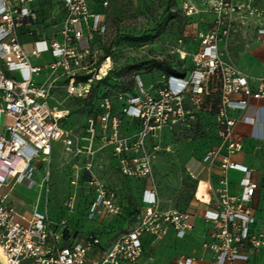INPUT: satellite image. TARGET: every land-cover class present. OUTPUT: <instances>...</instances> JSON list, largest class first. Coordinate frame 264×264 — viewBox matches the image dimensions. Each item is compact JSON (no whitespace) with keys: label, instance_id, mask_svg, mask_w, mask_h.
<instances>
[{"label":"built area","instance_id":"1","mask_svg":"<svg viewBox=\"0 0 264 264\" xmlns=\"http://www.w3.org/2000/svg\"><path fill=\"white\" fill-rule=\"evenodd\" d=\"M0 0V247L5 256V264H141L144 255V239L149 237L152 244L163 239L173 230L178 239H184L194 230L196 217L179 212H162L157 203L156 192L146 190L143 202L146 212L137 227L122 234L105 245L102 235L87 236L73 233L65 218L50 215L49 205L51 172L46 168L43 177H38L36 163L42 157L43 163L50 164L54 143L61 142L65 152L74 156L91 154L90 147H82L80 141L68 133L62 126L58 112L51 110L49 100L53 82L48 85H36L34 75L42 72L40 67L32 65L30 56L23 49L19 40L18 28L34 23L35 15L22 5L34 0ZM67 10L66 27L62 31L65 40L71 35H81V26L89 23L90 14L86 0H60ZM258 0H210L215 15L213 29L200 34L202 49L194 55V64L198 67V76L187 81L173 77L170 80L171 92L161 91L163 103L158 102L143 91L140 96L131 99L125 112L134 119L145 121L136 141L120 139V123L112 117L110 104L103 106L107 114L103 117V131L110 126L114 154L118 157L122 175L135 179L151 180L153 163L158 147L154 153H147L145 140L155 135L161 124L176 120L181 112L169 106L168 99H180L181 95L193 89L198 95L204 93V86L212 78L221 83L219 124L221 139L219 149L214 150L206 160L198 164L206 171V163L219 165L222 172L220 188L216 189L217 207L204 214V219L212 225L208 232V242L204 248L214 255L212 264H249V250L264 248V231L255 234L252 227L257 223L255 210L250 206L258 189L247 168L231 162V157L243 151L244 138L236 132L238 120L231 116V111H244L250 99H264V85L255 91L248 78L235 65L227 62L219 50V43L228 39L237 20L257 31L264 38V9L256 6ZM193 13V8L188 13ZM97 21V20H96ZM34 36L33 32L29 33ZM66 43V42H65ZM68 44L58 40H39L35 43L33 56L39 57L50 53L56 60L50 66L53 71L60 67L70 69L75 58L74 52L68 50ZM4 66V69L2 67ZM6 73H19L20 78H9ZM69 94L77 95L78 88L72 78ZM167 92V93H166ZM238 98V99H237ZM14 120L12 125H5L4 117ZM90 133L94 134L92 128ZM241 171L244 177L240 182V195L231 193L228 173ZM13 176L9 182V177ZM192 174L197 181L196 198L202 183H208ZM94 198L87 211L89 221L97 218L103 222L105 217H117L121 214L116 195L100 181L91 179L88 183ZM17 186L28 190L39 188L36 205L24 203L14 197ZM205 189V190H206ZM44 197L45 211L40 212ZM203 202V199H199ZM77 206V194L72 193L66 200L65 209L73 213ZM176 264H197V259L181 256Z\"/></svg>","mask_w":264,"mask_h":264},{"label":"rangeland","instance_id":"2","mask_svg":"<svg viewBox=\"0 0 264 264\" xmlns=\"http://www.w3.org/2000/svg\"><path fill=\"white\" fill-rule=\"evenodd\" d=\"M86 3L89 23L81 26L80 36L71 35L68 41L62 35L67 10L61 1L39 0L34 9L38 22L36 33L48 41L58 40L68 44V50L74 52L70 69L60 67L53 77L50 69L41 85L53 82L49 100L51 110L65 112L66 117L62 119L64 129L78 139L82 147H90L91 154L74 156L65 152L62 143L57 142L54 146L58 151L52 152L49 167L41 159L36 165L40 168L39 179L44 176L46 168L51 172L48 195L50 215L67 219L69 228L75 234L102 235L105 245H109L137 227L146 212L143 198L148 189L156 192L162 212L200 217L205 214L201 204H216L211 199L213 197H204L205 190L201 189L198 198L204 201L196 200V182L188 175L186 165L192 157L206 160L222 143L219 80L211 78L204 86V93H210L209 96L198 95L189 89L178 100L176 97L168 99L169 106L181 112V117L177 114L176 120L161 124L156 134L145 140L148 154L154 153V147H158L151 180L122 175L111 144L115 131L109 126L104 132L102 121L107 114L106 105H103L108 101L112 117L120 123L118 137L136 141L145 121L131 118L125 112L131 99L144 91L160 105L163 103L160 92H171L169 83L173 77L187 81L197 77L194 55L202 49L200 34L210 32L216 19L210 0H86ZM256 6L264 9V0H258ZM192 8L193 13L189 15ZM99 17L103 20L101 25L96 21ZM242 21L237 20L228 39L219 43L224 60L239 70L245 69L247 52L262 43ZM109 59L112 69L108 76L103 77L101 70ZM72 78L78 88L77 95L68 92ZM231 116L239 121L241 111H231ZM92 128L94 134L90 133ZM218 166L216 164L211 169ZM12 178L9 177V182ZM91 179L102 182L116 195V203L121 208L119 216L105 217L103 222H99L98 218L88 220V206L94 198L88 185ZM72 193L77 194V206L73 213H68L65 204ZM14 195L34 206L39 188H16ZM44 197L40 212L45 211ZM207 224L210 227L205 235L194 228L191 236L184 239L175 237L173 230L155 244L146 237L140 263L176 264L179 257L190 256L195 257L198 264L200 253L213 255L204 248L209 239L208 232L212 229V225ZM261 250L264 251V248L251 247L249 252L256 254Z\"/></svg>","mask_w":264,"mask_h":264},{"label":"crops","instance_id":"3","mask_svg":"<svg viewBox=\"0 0 264 264\" xmlns=\"http://www.w3.org/2000/svg\"><path fill=\"white\" fill-rule=\"evenodd\" d=\"M17 1L18 0H13L11 2V5L16 6ZM38 1L39 0H34L22 5L23 8H28L33 12V14L35 15V21L34 23H31L29 25L19 27L18 34L20 43L22 44L25 52L30 56L32 65L35 67H40L42 69L41 73L34 75L33 77L35 84L41 85L46 80V77L50 72V66L54 64L56 60L50 53H44L39 57H35L32 55L35 50V43L39 40H46L45 38L40 37L35 30V26L38 22L34 6ZM55 1L59 2L60 0ZM30 32H33L34 36H30ZM249 32L257 37L262 43L254 45L247 52L245 69H241V71H243V74L248 78L252 88L257 91L261 85H264V38L260 36L253 28H251ZM2 67L4 69L3 65ZM6 75L9 78L21 77L19 73H6ZM3 122L5 125H12L14 123V120L11 117L6 116L4 117ZM236 131L244 138V148L242 152L237 153L236 155L231 157V162L239 164L251 171L252 178L258 185V189L255 193L253 201L250 203V206L253 207L256 212L255 217L257 219V223L252 227V229L253 232L257 234L260 231H264V99H250L248 107L244 111H241V117L237 122ZM5 132V129L0 128V134H5ZM53 148L54 152L55 150L58 151L55 146H53ZM40 159L43 162L42 157ZM197 159L198 158L195 157L189 159V162L186 165L187 173L190 177L192 176V174L200 175L199 178L208 183L207 189L204 183H202L200 186L201 190L206 189L205 195L203 196L213 197L211 199H214V201H216V189L220 188L219 180L222 174L220 167L218 166L212 170V166L207 162V170L203 171V167L201 164H198V162L196 161ZM198 160L200 162L203 161V159ZM228 176L231 184V193L234 195H240L242 192L240 182L244 177V173H242L241 171L231 170L229 171ZM195 182L197 188L198 183L197 181ZM16 188L22 189V187L20 186H17ZM194 195L196 197V190ZM14 197L18 199V196L14 195ZM216 205L217 202L216 204L215 202H213L210 205L201 204V207L203 208L204 213H206L209 210H214ZM257 217H259L261 222ZM195 224V229H199L203 234L206 233V231L210 227L204 219V214L200 217L196 216ZM191 234L192 232L187 235V238L190 237ZM248 254L250 255L249 264H264L263 250H261V252L258 251L256 254L253 252H248ZM199 256L198 258H200V262L198 264H211L214 259L213 255H207L205 253H200Z\"/></svg>","mask_w":264,"mask_h":264},{"label":"bare ground","instance_id":"4","mask_svg":"<svg viewBox=\"0 0 264 264\" xmlns=\"http://www.w3.org/2000/svg\"><path fill=\"white\" fill-rule=\"evenodd\" d=\"M102 19L99 17L98 19H97V24L98 25H101L102 24ZM112 69V62H111V60L109 59L108 61H106V63L104 64V66H103V68H102V70H101V75L103 76V77H106V76H108V74H109V71ZM58 114L61 116V117H65L64 115H65V112L64 111H60V112H58ZM0 261L3 263V264H5V256H4V253H3V251H2V249H1V247H0Z\"/></svg>","mask_w":264,"mask_h":264},{"label":"trees","instance_id":"5","mask_svg":"<svg viewBox=\"0 0 264 264\" xmlns=\"http://www.w3.org/2000/svg\"><path fill=\"white\" fill-rule=\"evenodd\" d=\"M62 126H63V124H62ZM118 223H120V222H118ZM122 223H124V222H122ZM109 227V225H107V228ZM77 230V229H76Z\"/></svg>","mask_w":264,"mask_h":264},{"label":"water","instance_id":"6","mask_svg":"<svg viewBox=\"0 0 264 264\" xmlns=\"http://www.w3.org/2000/svg\"><path fill=\"white\" fill-rule=\"evenodd\" d=\"M0 264H3V263L0 261Z\"/></svg>","mask_w":264,"mask_h":264}]
</instances>
